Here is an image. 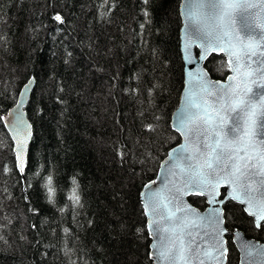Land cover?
I'll use <instances>...</instances> for the list:
<instances>
[{
	"label": "trees",
	"instance_id": "obj_1",
	"mask_svg": "<svg viewBox=\"0 0 264 264\" xmlns=\"http://www.w3.org/2000/svg\"><path fill=\"white\" fill-rule=\"evenodd\" d=\"M180 3L0 0V264H153L140 193L181 141L171 125L184 84ZM206 67L215 79L230 73L223 54ZM31 78L33 138L20 174L3 118ZM49 172L55 204L43 188ZM72 176L76 209L66 201ZM225 216L230 230L264 242V223L241 204L227 202ZM228 247V264H239L231 236Z\"/></svg>",
	"mask_w": 264,
	"mask_h": 264
},
{
	"label": "snow or ice",
	"instance_id": "obj_2",
	"mask_svg": "<svg viewBox=\"0 0 264 264\" xmlns=\"http://www.w3.org/2000/svg\"><path fill=\"white\" fill-rule=\"evenodd\" d=\"M148 2L144 0L145 4ZM185 9L188 27L205 42L199 60L205 59L209 50L223 51L232 75L224 85L201 75L192 85L196 91H186L183 107L176 117L177 131L185 143L169 153L171 174L180 176L185 189L208 196L209 203H223L217 199L216 190L226 184L231 189L228 198L246 205L244 210L261 227L264 223V0H186ZM144 14L149 16L147 11ZM53 19L64 23L60 14ZM13 127L16 166L23 172L30 125L25 126L23 119L17 117ZM146 130L155 129L147 125ZM57 178L54 172L44 177L43 188L50 204L56 203V194L61 190ZM69 184L67 204L73 209L83 207L77 178L70 177ZM145 187L148 188L142 193L145 215L153 217L148 222L149 234L156 236L158 243L153 247L162 264H206L205 257L212 253L218 254L216 259L224 257L223 229H214V235L201 233L196 221L188 219L190 209H170L158 193L152 192L150 186ZM178 212L184 215L178 216ZM213 212L219 225L221 210L214 208ZM245 253L251 257L253 249L245 246ZM257 255L264 257V249L257 250Z\"/></svg>",
	"mask_w": 264,
	"mask_h": 264
},
{
	"label": "water",
	"instance_id": "obj_3",
	"mask_svg": "<svg viewBox=\"0 0 264 264\" xmlns=\"http://www.w3.org/2000/svg\"><path fill=\"white\" fill-rule=\"evenodd\" d=\"M185 4H186V0H181V3H180V15H181L180 48H181L182 60L184 64V84H183V89L181 92L179 104L177 108L175 109V111L173 112L172 119H171L172 128L176 132H178L180 136L181 134L179 131H177V128H176V117L180 109L183 107V102L186 97V91L187 90L196 91L195 89L192 88V85L195 84L197 80L201 78V75L203 76V78H206L213 83L219 82L220 85H224L228 83L227 77L229 75H232V73L230 72L224 80L215 79L212 77L211 73L206 67V63L208 59L213 54H223L225 56L223 51L209 50L208 54L205 56V59L199 60V56L201 55L205 47V42L202 39L198 38L197 35L193 33V29L188 27V21L186 19ZM185 48L188 49L187 52L184 51ZM186 57H187L188 62H186ZM225 58L227 60L226 56ZM189 72H191V76H189ZM30 80L32 81L31 84L29 83ZM30 80H28L23 85L19 93L17 103L8 111V113L5 115L3 119L4 125L7 131L9 132L13 140V143H14L15 156H16V140L13 139V137L16 136V132L13 127V124L17 117H21L24 121L25 126L30 125V128L27 129V131L30 132V136L26 144V152H25L26 163L24 166V171L20 172V170L18 169L21 174L25 173V169H26L27 162H28L29 148H30V144L33 138V125L28 117L26 107L28 105L31 94L33 92L36 80L35 78H31ZM22 93L23 95H21ZM209 103H211V101H209ZM184 143H185L184 137L181 136L180 143L173 146L169 150L167 156L162 160L157 176L153 180L148 182L146 185L150 186L152 192L158 193L161 201L164 203H168L170 209H172L173 207L190 209L191 211L188 213V219L196 221V223L200 226L199 230L201 231V233L209 232L210 234L214 235V232H213L214 229L219 228V229L224 230L222 232L223 247L226 250L224 253V257L222 259H216L214 257L218 254L212 253V255L205 257L206 264H228V253H229L228 235L232 236V240L239 252V264H264V257L257 255V250L264 249V242L254 237H249L241 229L230 230L226 225L225 204L229 201H235V200H230L228 198V193L231 191V189L228 188L226 184H221L216 190L217 199L222 200L223 203H209L208 196L204 194H196L194 190L185 189L182 185L180 176L179 175L174 176L171 174V171H170L171 162H169V153H171L173 149H179L180 145ZM176 171L178 172V170ZM145 186L143 187L140 193V199H141L143 208H144V204L146 201H144V199L142 198V193L148 191V188H146ZM177 188H180L181 191L177 192ZM223 190H225L224 194H223ZM191 196L205 197L207 200V207L205 209H200L196 207L190 200ZM173 197H175L176 199L173 200ZM169 201H172V203H169ZM235 202L239 203L238 201H235ZM241 205L245 209L246 205L244 204H241ZM214 208H219L221 210V213H220L221 223L219 225L216 224V216H215V213L213 212ZM144 212H145V208H144ZM245 212L249 215L247 211ZM177 215L182 216L184 215V213L178 212ZM146 218H147V229L149 232L148 222L153 217L149 214V215H146ZM253 220L257 226V222L255 221L254 218ZM149 236L151 238L150 258L152 259L153 264H162L158 256L155 254V249L153 247V245L158 243L156 236L150 235V234ZM210 244H211V241H209V245ZM245 246L253 249V256L251 257L246 256ZM209 251L211 252L210 247H209Z\"/></svg>",
	"mask_w": 264,
	"mask_h": 264
},
{
	"label": "rangeland",
	"instance_id": "obj_4",
	"mask_svg": "<svg viewBox=\"0 0 264 264\" xmlns=\"http://www.w3.org/2000/svg\"><path fill=\"white\" fill-rule=\"evenodd\" d=\"M1 144V143H0Z\"/></svg>",
	"mask_w": 264,
	"mask_h": 264
}]
</instances>
